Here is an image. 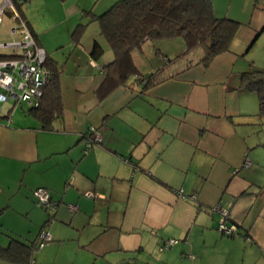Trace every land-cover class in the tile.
<instances>
[{"label": "crops", "instance_id": "1", "mask_svg": "<svg viewBox=\"0 0 264 264\" xmlns=\"http://www.w3.org/2000/svg\"><path fill=\"white\" fill-rule=\"evenodd\" d=\"M114 1L19 8L58 67L63 110L43 127L27 103L0 102V247L11 238L34 245L27 264H264V113L256 91L240 84L244 71L264 70L247 56L264 34V0H211L215 16L240 23L228 50L207 65L175 61L158 84L142 89L129 79L99 99L111 49L86 11ZM14 22L6 11L0 41L19 37ZM94 40L102 57L90 53ZM91 126L101 139L88 146ZM37 187L57 204L38 205ZM215 206L234 229H218ZM42 228L52 239L38 249ZM168 238L177 242L160 248Z\"/></svg>", "mask_w": 264, "mask_h": 264}, {"label": "trees", "instance_id": "2", "mask_svg": "<svg viewBox=\"0 0 264 264\" xmlns=\"http://www.w3.org/2000/svg\"><path fill=\"white\" fill-rule=\"evenodd\" d=\"M13 1L18 11L25 5ZM86 13L89 15L87 23L97 21L99 34L113 54L103 66L105 76L97 89L99 99L116 86L126 84L129 79L134 84H141L142 89L156 85L171 75L166 76L164 71L175 61L185 60L186 67L207 65L217 54L229 49L240 25L237 20L215 16L211 0H116L100 14ZM87 23L76 25L72 31L74 40ZM178 36L185 43L182 52L172 57L163 54L164 62L153 71L142 72L138 68L133 59L135 49H141L147 40L154 42ZM102 52V45L94 40L91 55L97 58ZM1 56L13 55L4 53ZM45 65L52 70V75L42 88L39 104L29 105V112L40 120L43 127H51L54 120L62 118L63 109L58 67L52 64L48 55ZM240 80L242 86L256 91L259 114L264 113V70L244 71ZM33 250L34 245L11 238L6 246L0 247V259L27 264L31 261Z\"/></svg>", "mask_w": 264, "mask_h": 264}, {"label": "built area", "instance_id": "3", "mask_svg": "<svg viewBox=\"0 0 264 264\" xmlns=\"http://www.w3.org/2000/svg\"><path fill=\"white\" fill-rule=\"evenodd\" d=\"M17 1L25 5L29 4V0ZM6 11L10 12V16L15 21L11 31L12 33H18L19 37L0 41V102L12 99L17 103L24 102L28 105L37 106L42 94V88L52 75V70L45 65L47 53L37 42L35 35L28 26V22L18 11L13 0L0 1V22ZM4 53H11L13 56H1ZM86 138L88 139V146L101 139L100 134L92 126L89 127ZM245 164H248L247 160H245ZM86 194L95 195L93 192H87ZM32 195L36 203L44 208L53 207L57 204V201L51 198L49 191L44 187L33 189ZM68 208L74 210L76 206L68 204ZM212 209L220 212L219 230L229 232L234 229V227L226 225L227 209L219 206H215ZM51 239L50 231L42 228L39 231V241L36 244V248L39 249ZM176 242L175 238H168L162 241L160 248H167Z\"/></svg>", "mask_w": 264, "mask_h": 264}, {"label": "rangeland", "instance_id": "4", "mask_svg": "<svg viewBox=\"0 0 264 264\" xmlns=\"http://www.w3.org/2000/svg\"><path fill=\"white\" fill-rule=\"evenodd\" d=\"M258 38L259 39H257L254 42V44L251 46L250 50L247 53V56L248 58L254 57L253 65L257 67H264V34H262ZM103 41L104 43L106 42L105 39H103ZM184 46H185V43L182 37L180 36L173 37V38H167V39H163L160 41H154V42L147 40L143 43L141 49H135L133 51V59L136 65L138 66V68L142 72H150L151 70L149 69L156 67L157 65L162 64L164 62L163 56H162L163 54H166L167 56L172 57L173 55L182 52V50L184 49ZM109 50H110V47H109ZM109 52H110V55L112 56V51L110 50ZM102 55L104 54H101L100 56L102 57ZM71 70L73 71L72 66H70L68 63L65 64L63 71L66 73H70ZM62 78L64 80V83L66 84L64 95L68 99V97L72 94V85L70 84V82H65L66 79H69V75L68 76L63 75ZM23 106L25 108L26 104L23 103ZM86 193L87 192H85V194ZM88 196H94V195H88ZM47 243H45L44 245H46Z\"/></svg>", "mask_w": 264, "mask_h": 264}]
</instances>
